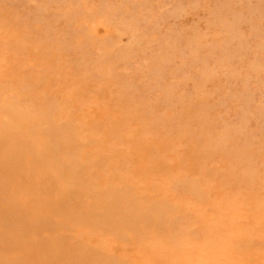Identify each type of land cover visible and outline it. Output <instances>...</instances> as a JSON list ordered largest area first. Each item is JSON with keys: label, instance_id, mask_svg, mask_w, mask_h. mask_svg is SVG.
Returning a JSON list of instances; mask_svg holds the SVG:
<instances>
[{"label": "rangeland", "instance_id": "obj_1", "mask_svg": "<svg viewBox=\"0 0 264 264\" xmlns=\"http://www.w3.org/2000/svg\"><path fill=\"white\" fill-rule=\"evenodd\" d=\"M0 264H264V0H0Z\"/></svg>", "mask_w": 264, "mask_h": 264}]
</instances>
